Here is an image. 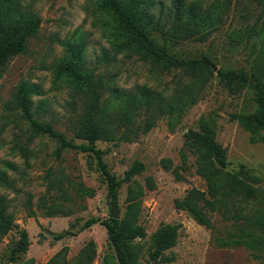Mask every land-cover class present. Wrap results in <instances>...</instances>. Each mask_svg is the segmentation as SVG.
I'll return each instance as SVG.
<instances>
[{
  "label": "rangeland",
  "instance_id": "rangeland-1",
  "mask_svg": "<svg viewBox=\"0 0 264 264\" xmlns=\"http://www.w3.org/2000/svg\"><path fill=\"white\" fill-rule=\"evenodd\" d=\"M99 1L22 0L23 8L39 16L42 23L37 36L29 40L27 51L0 70V170L15 186H0V194L7 197L8 212L17 225L0 239V262L24 264L34 259L35 264H49L52 260V264H83L87 252L94 248L96 257L92 264H118L102 222L112 219L117 210V220H122L130 187H141L144 195L139 224L145 235L134 242L138 264H264V254L256 258L254 254L258 252L244 247L217 246L216 238L239 235V226L211 213L214 228L208 229L187 211L176 208V202L189 190H207L206 181L196 173L195 157L186 143L189 130H200L201 118L216 121L215 137L226 149L228 170L236 171L243 165L261 178L264 187V132L251 135L232 119L234 114L256 109L253 89L242 79L228 88L217 75L219 69L247 70L253 41L247 42L242 34L258 21L260 8L250 0H232L228 18L207 41H186L171 48L184 59L208 56L214 63V75L179 118L162 116L147 133H130L123 127L116 133L115 141L94 143L109 172L122 181L118 200L112 202L94 154L68 149L57 158L58 144L47 136H35L12 104L19 84L29 82L37 90L32 102L38 120L50 123L77 145H90L76 139L74 131L84 111V100L66 82L57 80L58 67L70 60L73 52L109 86L105 99L114 90L135 92L141 86L167 97L185 89L190 80L182 72L151 73L150 66L137 56L115 54L103 36L108 19L99 8ZM212 1L204 0L205 5ZM171 3L172 0H157L152 12L157 14L162 7L169 13ZM158 42L163 45L161 38ZM144 121V115L136 117L133 130L143 126ZM163 160L170 161V169L164 167ZM135 163L142 164L143 171L131 181H123ZM59 180L63 181L64 193L49 187L50 181ZM53 203L63 204L71 214L48 217ZM91 219L100 222L82 231ZM163 225L181 228L175 247L157 263L150 258L152 237ZM22 231L27 232L30 245L26 253H17L14 258L11 251Z\"/></svg>",
  "mask_w": 264,
  "mask_h": 264
},
{
  "label": "trees",
  "instance_id": "trees-1",
  "mask_svg": "<svg viewBox=\"0 0 264 264\" xmlns=\"http://www.w3.org/2000/svg\"><path fill=\"white\" fill-rule=\"evenodd\" d=\"M231 1L213 0L205 5L204 0H172L169 13L161 7L157 14L152 12L157 0L99 1V8L108 19L103 36L108 39L115 54L137 56L141 62L150 66L151 73L182 72L190 83L185 89L176 90L170 97L141 86L135 92L114 90L105 99L109 86L95 75L94 70L80 62L77 52H73L70 60L58 67L57 80L66 82L74 94L84 100V111L74 131L76 139L87 141L90 145H77L67 140L50 123L38 120L32 102L37 90L29 82L23 81L19 84L13 94L12 104L21 112L22 118L31 126L35 136H47L58 144L57 158L68 149L94 154L108 183L109 197L112 202H117L122 181L109 172L94 143L100 140L115 141L116 133L123 127L130 133H147L162 116L179 118L188 106L196 102L198 93L214 75V63L208 56L184 59L172 52L171 48L186 41H207L228 18ZM250 1L260 8L261 13L258 21L242 34L247 42L253 41L248 68L219 69L217 75L220 82L228 88L241 83L242 79L253 89L256 109L250 113L234 114L232 119L251 135H257L264 132V0ZM41 23L39 16L23 8L22 0H1L0 70L10 60L27 51L28 42L37 36ZM158 38L163 40V45L159 44ZM141 115L145 116L143 126L133 130L136 117ZM216 128V121L210 117L201 118L199 131H188L186 143L195 157L196 173L206 181L207 190H189L182 200L176 202V208L187 211L197 223L208 229L214 228L211 213L220 214L227 222L239 226L240 234L216 238L217 246L244 247L258 252L254 256L259 258L264 254L262 180L243 165L236 171L228 170L227 152L216 140ZM183 161L187 162L185 153ZM162 163L166 169L171 168L170 161L163 160ZM142 171V164L135 163L126 172L123 181H131L134 175ZM62 182L50 181L49 187L64 193ZM0 186L15 189L14 181L1 170ZM79 187L83 192V187ZM143 195L141 187H130L124 218L102 222L118 264H138L134 242L145 235L143 226L139 224ZM246 208H249L248 211ZM57 214L69 216L71 212L63 204L53 203L46 215L53 217ZM99 222L95 219L88 220L81 230ZM16 227L14 216L8 212V199L0 194V239ZM180 228V225H163L155 232L152 237L151 260L159 263L164 253L175 247ZM59 237H64V234ZM29 245L28 234L22 231L17 246L11 251L12 256L15 258L17 253H26ZM95 257L96 253L92 248L87 252L83 264H92ZM24 264H35V260L29 259Z\"/></svg>",
  "mask_w": 264,
  "mask_h": 264
},
{
  "label": "water",
  "instance_id": "water-1",
  "mask_svg": "<svg viewBox=\"0 0 264 264\" xmlns=\"http://www.w3.org/2000/svg\"><path fill=\"white\" fill-rule=\"evenodd\" d=\"M119 213L118 210L112 215V219H118Z\"/></svg>",
  "mask_w": 264,
  "mask_h": 264
}]
</instances>
